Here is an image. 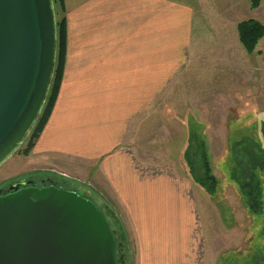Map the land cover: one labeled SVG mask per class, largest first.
<instances>
[{
  "label": "crops",
  "instance_id": "crops-1",
  "mask_svg": "<svg viewBox=\"0 0 264 264\" xmlns=\"http://www.w3.org/2000/svg\"><path fill=\"white\" fill-rule=\"evenodd\" d=\"M203 1L65 0L63 78L31 155L51 173L87 181L109 211L112 202L137 264H196L201 252V187L181 163L146 162L131 143L195 60L212 55L200 40Z\"/></svg>",
  "mask_w": 264,
  "mask_h": 264
},
{
  "label": "rangeland",
  "instance_id": "rangeland-1",
  "mask_svg": "<svg viewBox=\"0 0 264 264\" xmlns=\"http://www.w3.org/2000/svg\"><path fill=\"white\" fill-rule=\"evenodd\" d=\"M251 6L252 0L202 2L204 22L200 40L212 55L195 60L193 68L184 73L182 80L176 81L170 92L156 104L153 120L148 121L146 127L142 126L144 122H139L137 135L135 133L132 137L131 144L146 162L161 165L181 163L187 176L190 173L182 155L189 136L197 134L205 141L213 174L219 182V193L210 199L204 190L197 189L199 197L201 192L198 209L204 233L199 264H264V214L257 217L250 213L239 188L231 180L235 159L233 148L245 137L263 140L264 38L256 51L250 54L242 46L237 30V25L248 19L264 24V0H261L259 11ZM55 10L59 21L62 13L57 4ZM197 23L195 28H199ZM219 41L221 44L218 46ZM222 44L231 45V56L221 54ZM28 142L29 138L21 150L0 167V188L29 176L52 177L55 181L65 182L66 189L76 191L104 211H109L108 203L107 207L103 203L101 206L98 204L87 181L51 173L50 169L42 168L31 153L26 155L24 150ZM112 206L110 210L119 225L113 222L114 216L107 219L115 230L120 228V224L125 230L128 242L125 261L137 264V247L127 223L119 215V210L116 212Z\"/></svg>",
  "mask_w": 264,
  "mask_h": 264
},
{
  "label": "water",
  "instance_id": "water-1",
  "mask_svg": "<svg viewBox=\"0 0 264 264\" xmlns=\"http://www.w3.org/2000/svg\"><path fill=\"white\" fill-rule=\"evenodd\" d=\"M57 50L53 0H0V167L43 111ZM0 264H118L117 242L91 199L28 187L0 197Z\"/></svg>",
  "mask_w": 264,
  "mask_h": 264
},
{
  "label": "trees",
  "instance_id": "trees-1",
  "mask_svg": "<svg viewBox=\"0 0 264 264\" xmlns=\"http://www.w3.org/2000/svg\"><path fill=\"white\" fill-rule=\"evenodd\" d=\"M59 6L62 18L57 21V62L52 86L43 108V111L29 135V142L24 150L26 155L33 150L35 143L43 132L55 106L61 82L63 78L66 41H67V22L65 15V0H53ZM261 0H252V9L259 8ZM239 40L242 46L252 54L256 51L259 42L264 38V24L256 19H248L237 25ZM263 140L253 137H245L233 148L234 164L231 168V180L239 188L244 203L250 213L259 217L264 214V123L261 128ZM26 142V141H25ZM237 147V148H236ZM21 150V148H20ZM19 150V151H20ZM183 161L187 164L189 175L197 185L209 196L213 198L219 190V182L213 174L207 146L197 134L189 136L185 150L182 155ZM200 172V173H199ZM107 216H114L111 211L106 212ZM110 221V220H109ZM113 222L119 225V221L113 218ZM111 229L114 231V237L117 242V262L118 264H127V237L121 224L118 230H115L112 223ZM264 237V225H263Z\"/></svg>",
  "mask_w": 264,
  "mask_h": 264
},
{
  "label": "flooded vegetation",
  "instance_id": "flooded-vegetation-1",
  "mask_svg": "<svg viewBox=\"0 0 264 264\" xmlns=\"http://www.w3.org/2000/svg\"><path fill=\"white\" fill-rule=\"evenodd\" d=\"M52 185L57 187V188L66 189L65 182L61 183V182L55 181V179L52 177L46 178V179H41V178H34V177L29 176L28 178L16 179L12 183L1 187L0 188V197L6 196V195L11 194V193H15L17 190H22V189L28 188V187L44 188V187H49ZM66 190H68V189H66ZM100 209L103 211L106 218H108V216L106 215V212H108V210L104 211L102 208H100Z\"/></svg>",
  "mask_w": 264,
  "mask_h": 264
}]
</instances>
